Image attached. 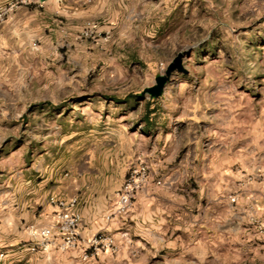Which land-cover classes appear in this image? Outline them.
I'll return each instance as SVG.
<instances>
[{"label": "rangeland", "instance_id": "1", "mask_svg": "<svg viewBox=\"0 0 264 264\" xmlns=\"http://www.w3.org/2000/svg\"><path fill=\"white\" fill-rule=\"evenodd\" d=\"M23 1L0 0V264L59 191L114 213L140 163L92 264H264V0Z\"/></svg>", "mask_w": 264, "mask_h": 264}, {"label": "built area", "instance_id": "2", "mask_svg": "<svg viewBox=\"0 0 264 264\" xmlns=\"http://www.w3.org/2000/svg\"><path fill=\"white\" fill-rule=\"evenodd\" d=\"M14 1L17 4L24 2L23 0ZM13 8L11 6L0 9V20L4 19ZM148 181L149 167L144 163H140L134 167L117 194L114 213L108 215L106 220H111L115 215L121 216L126 214L132 206L138 189L142 184L148 183ZM157 184L161 185V182L159 181ZM78 202L77 197L69 199L51 198V204L58 209L55 222L51 226L41 229L33 226L29 228V236L33 243L30 249L31 252L49 254L54 249H57L61 253H73L79 250L81 244L79 229L82 223V216L74 210ZM99 245L100 242L97 237L90 240L87 243V249L84 251L83 260H88V251L91 249L97 250Z\"/></svg>", "mask_w": 264, "mask_h": 264}, {"label": "crops", "instance_id": "3", "mask_svg": "<svg viewBox=\"0 0 264 264\" xmlns=\"http://www.w3.org/2000/svg\"><path fill=\"white\" fill-rule=\"evenodd\" d=\"M56 195L63 199L77 197L72 194L67 195L66 192L62 191L57 192L54 196ZM78 200V205L74 210L82 216L80 233L82 239L85 240L82 244H80L78 251L73 253H61L57 249H54L49 254L33 253L30 250L33 246L32 242L25 244L15 243L2 264H92V258L86 261L83 260L84 251L87 249L86 238L90 236L93 231H99L102 229L106 213L94 202H88L86 203V206L83 207L81 200ZM57 211L58 209L54 210V214ZM54 219L55 216L53 215L52 221H54Z\"/></svg>", "mask_w": 264, "mask_h": 264}, {"label": "water", "instance_id": "4", "mask_svg": "<svg viewBox=\"0 0 264 264\" xmlns=\"http://www.w3.org/2000/svg\"><path fill=\"white\" fill-rule=\"evenodd\" d=\"M177 67L180 68V59H178V60L176 61V63H175L174 65H172V67H171L170 70H169V73H170L171 71H173V70H174L175 68H177ZM169 73H168V74H169ZM164 84H165V80L163 79V80L160 81L158 88L155 89V90H153V94H154V96L158 97V96H160V95L162 94V89H163Z\"/></svg>", "mask_w": 264, "mask_h": 264}]
</instances>
